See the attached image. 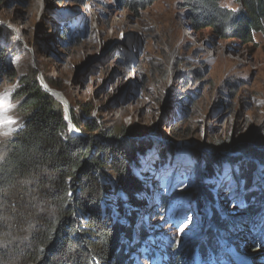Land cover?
Returning a JSON list of instances; mask_svg holds the SVG:
<instances>
[{"label": "rangeland", "instance_id": "obj_1", "mask_svg": "<svg viewBox=\"0 0 264 264\" xmlns=\"http://www.w3.org/2000/svg\"><path fill=\"white\" fill-rule=\"evenodd\" d=\"M179 2L160 0L136 16L110 2L0 0V48L19 76L11 82L0 71V115L6 114L0 150L22 121L14 103L21 77L39 70V79L43 76L49 86L45 76L51 78L59 87H49L84 119L96 118L103 129L131 127L152 144L138 154L135 168L145 187L135 197L144 199L143 205L132 206L115 189L105 205L118 222L130 225L129 216L135 218L134 238L122 234L123 245L138 241L141 228L149 231V244L131 251L135 263L174 264L169 256L175 237L184 243L211 233L221 241L224 264H264V223L249 225L241 219L246 190L255 182L247 185L235 164L224 162L209 172L191 155L200 148L238 155L234 148L264 125V33L256 32L254 42L244 44L220 39L210 30L196 32ZM222 4L239 7L235 0ZM84 103L92 108L90 116ZM168 145L173 150L162 155ZM114 178L108 169L103 180L112 184ZM254 179L264 184L259 171ZM171 185L194 187L197 195L183 192L162 208L159 196ZM208 189L222 217L241 216L234 227L225 230L212 223ZM201 214L205 221L200 222ZM190 219L197 226L184 234L179 225ZM229 242L234 257L222 252V243ZM148 247L152 261L145 257Z\"/></svg>", "mask_w": 264, "mask_h": 264}, {"label": "trees", "instance_id": "obj_2", "mask_svg": "<svg viewBox=\"0 0 264 264\" xmlns=\"http://www.w3.org/2000/svg\"><path fill=\"white\" fill-rule=\"evenodd\" d=\"M158 1L86 0L103 6L110 2L116 9L136 16ZM223 1L180 0L179 6L196 32L210 30L220 39L244 44L254 42L256 32L264 33V0H235L238 8L225 6ZM69 29L67 24V36ZM0 71L11 82L19 77L5 61L1 48ZM45 80L50 87H59L51 78L45 76ZM20 83L14 103L22 121L0 150V264H134L131 251L149 244V231L141 228L138 241L123 245L121 235L130 240L135 218L129 216L130 225L118 222L105 205L108 193L114 189L127 195L132 206L143 205L144 199L138 201L135 197L145 189L135 168L138 154L152 144L125 125L103 129L96 118L84 119L71 104L72 120L84 133L73 135L63 103L43 89L39 70L21 77ZM82 108L86 116L91 115L88 104ZM256 130L234 148L240 152L238 155H217L219 152L201 148L190 152L209 172L229 162L238 166L247 185L255 182V187L248 186L246 190L247 207L240 216L249 225L262 221L259 209L264 205V184L254 179V173L259 171L264 180V125ZM172 150L171 145L165 146L162 155ZM108 169L115 175L112 184L103 180ZM168 190L159 196L162 208L183 192L197 195L194 187L171 185ZM207 194L212 223L225 230L234 227L240 217H222L209 189ZM181 240L175 237L171 249L169 259L174 264H214L216 260L225 263L219 256L218 236L209 233L206 239ZM222 252L227 255L224 249Z\"/></svg>", "mask_w": 264, "mask_h": 264}, {"label": "water", "instance_id": "obj_3", "mask_svg": "<svg viewBox=\"0 0 264 264\" xmlns=\"http://www.w3.org/2000/svg\"><path fill=\"white\" fill-rule=\"evenodd\" d=\"M41 85L43 86V89L48 92L50 95L54 96L56 99H58L60 102L63 103L64 105V109H65V118L67 120V122L69 123V129L70 132L73 135H83L84 133L75 125V123L72 120V115H71V105L67 100L64 99H60L57 96H55L54 94H52V92H50L49 88L46 87V85L44 84L43 80H42V76L39 79ZM141 138L143 139L142 135H144V133H141Z\"/></svg>", "mask_w": 264, "mask_h": 264}, {"label": "bare ground", "instance_id": "obj_4", "mask_svg": "<svg viewBox=\"0 0 264 264\" xmlns=\"http://www.w3.org/2000/svg\"><path fill=\"white\" fill-rule=\"evenodd\" d=\"M42 80H43V76H42ZM44 82V81H43ZM45 84V83H44ZM46 85V87H48L49 88V90H50V92H52V94H54L55 96H57L58 98H60V99H64V100H66V98L64 97V96H62V95H60L58 92H56V91H54V90H52L47 84H45ZM68 101V100H67ZM2 112V111H1ZM1 114H3V115H0V126H5V120L6 119H4L6 116V114H5V111H4V113H1ZM8 125V124H7ZM7 127V126H6ZM1 128V127H0ZM3 130H4V128H3ZM246 183V182H245ZM263 188V187H262ZM258 190V189H257ZM257 190H256V194H257ZM254 192H255V190H253ZM254 194V193H253ZM246 195V194H245ZM247 195H249V194H247ZM253 197V196H252ZM256 198H258V197H256ZM260 199V198H259ZM263 199V198H262ZM242 200V199H241ZM245 200V199H244ZM255 200V199H254ZM258 200V199H257ZM259 201V200H258ZM244 202V201H243ZM257 202V201H256ZM246 203V202H245ZM247 207V206H246ZM258 208H259V205H258ZM261 208V207H260ZM245 209V208H244ZM264 211V210H263ZM257 214V213H256ZM236 217H238V216H236ZM235 217V218H236ZM262 217V222L264 223V214H262L261 216H260V218ZM233 218V217H232ZM211 221V220H210ZM256 226H258V225H256ZM253 227V226H252ZM262 227V226H261ZM258 229V228H257ZM136 236V235H135ZM132 237L134 238V236H133V234H132ZM264 239V238H263ZM218 246V245H217ZM234 253V252H233ZM218 254V253H217ZM222 254V253H221ZM258 256H260V255H258ZM247 258H248V255L246 256ZM249 258H251V257H249ZM220 259V258H219ZM135 261V260H134ZM136 262V261H135Z\"/></svg>", "mask_w": 264, "mask_h": 264}, {"label": "built area", "instance_id": "obj_5", "mask_svg": "<svg viewBox=\"0 0 264 264\" xmlns=\"http://www.w3.org/2000/svg\"><path fill=\"white\" fill-rule=\"evenodd\" d=\"M146 260H147V257H146ZM148 261V260H147Z\"/></svg>", "mask_w": 264, "mask_h": 264}]
</instances>
